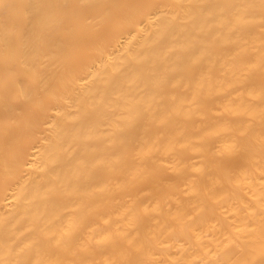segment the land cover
Listing matches in <instances>:
<instances>
[{
  "label": "bare ground",
  "instance_id": "obj_1",
  "mask_svg": "<svg viewBox=\"0 0 264 264\" xmlns=\"http://www.w3.org/2000/svg\"><path fill=\"white\" fill-rule=\"evenodd\" d=\"M0 264H264V0H0Z\"/></svg>",
  "mask_w": 264,
  "mask_h": 264
}]
</instances>
